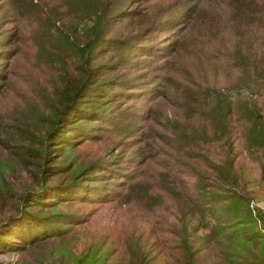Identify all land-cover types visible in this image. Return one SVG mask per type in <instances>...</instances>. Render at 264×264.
Listing matches in <instances>:
<instances>
[{
	"label": "rangeland",
	"instance_id": "rangeland-1",
	"mask_svg": "<svg viewBox=\"0 0 264 264\" xmlns=\"http://www.w3.org/2000/svg\"><path fill=\"white\" fill-rule=\"evenodd\" d=\"M184 1L188 0H153V4L162 6L156 15L153 14L155 19L160 18L162 23L156 25L158 20L154 21L155 30L144 37L149 40L147 45L139 48L141 52L129 53V59L120 63V67L131 65V70L121 73L120 70L116 71V68L120 67L115 65L109 67L112 71L104 73L108 69L102 68V74H106L105 76L119 73L126 77H135L130 85L132 93L121 97L118 103L131 98L127 102L129 112L138 117L131 122L137 125L142 122V127H149L147 143L142 145L143 139L139 136L135 141H127L124 146L118 147L121 144L118 141L122 132L120 129L114 130V126L123 121L117 117L112 120L113 126L112 122L104 123L110 121L96 122L100 126L97 134L87 140L81 139L74 148L54 149L51 156L54 157L55 163L73 159L76 163H84L83 165L103 157L104 153L123 152L120 170L130 171L133 163L129 162L128 158L134 154V149L142 145V150L136 157L144 160L133 170L134 178L124 191H121L119 199L101 203L90 195L84 201L74 200L68 204H57V209L77 214L85 223L71 226L63 238L48 241L47 246H41V252L45 249L44 253L54 252L43 264H75V257L89 261L95 254V248L99 247L110 250L104 264H184L181 248L174 245L178 237L166 230L172 224H177L176 218L181 219V210L186 208V202L175 203L171 197L172 193L159 200L157 185L147 182L161 177L158 171L163 170L172 175L166 179L173 180V185L181 178L178 176L181 174L185 176L187 184L193 182L196 170H209V163L204 162L201 155H194L193 151L213 150L216 145L206 136L207 129L199 127V122L188 123L178 106L180 100L175 88L182 89L185 83L201 85L214 82L217 86L223 85V94L233 106L244 103L254 109L263 108L260 115L264 112V95L256 97L243 87H235V73H229L225 68L226 61L221 54L223 42L209 37L212 23L205 25L199 37L204 36V40L194 42L193 38H190L189 41L188 37L194 34L198 23L209 18L210 13L219 15L217 10L223 8L220 4L223 5L224 0H198V5L202 7L191 18L180 14L178 4ZM143 4L147 6V0H132L129 6L135 5L134 10L137 11L142 9ZM204 7L205 10H202ZM160 12L166 13L160 16ZM34 13L36 11L29 12L26 14L27 18L20 19L15 15L12 6L0 23V50H9L8 54L0 52V70H3L0 77V163L7 160L9 165L0 173V222L13 214L20 205L18 195L23 188L26 191L35 188L30 175L35 171V167L32 164L26 169L23 167L30 153L20 145L37 148L35 140H38L49 126L43 118L50 116V106L57 93L79 80V67L76 60L69 56L71 51L68 54H63V51L61 54L52 53L51 62L48 51L52 50V47L48 40L58 33L70 34L74 27L80 29V25L64 19H59L52 25L47 18L54 17L53 14L49 13L47 16L40 13L38 21L30 17ZM136 20L127 17L123 25L117 27V33L125 36L130 29L135 31L133 26ZM179 22L181 23L175 27ZM76 32L75 30V35ZM108 50L105 49L107 53L94 63L112 60L111 56L116 57L118 54ZM54 107L56 108V105ZM28 160L31 161V158ZM236 163V187L248 200L247 208L255 218L252 226L260 235L261 244L264 246L261 233L264 224L257 218V213L264 215V151L243 150ZM115 176L117 178L118 175ZM52 179L56 177L50 180ZM135 182L141 186L138 193L131 187ZM118 185L119 183L112 188L119 190ZM210 204L214 211H218L226 203ZM231 208L237 213L240 211L235 201ZM206 216L209 222L203 223V226L196 216L185 218L187 241L192 247L200 245V251L192 257L198 259L195 264H218L217 247L220 246V238L212 237L211 228H214L213 224L216 223L212 215ZM231 221L233 220H228ZM206 238L209 242L203 245L202 241ZM249 248L259 258L263 257L262 260L258 259L259 264H263L264 253H261L258 246L249 243ZM38 251L36 247L33 250L24 247L14 251L1 248L0 264H13L21 260L37 264L33 261L32 254ZM60 257L62 261H59Z\"/></svg>",
	"mask_w": 264,
	"mask_h": 264
},
{
	"label": "trees",
	"instance_id": "trees-1",
	"mask_svg": "<svg viewBox=\"0 0 264 264\" xmlns=\"http://www.w3.org/2000/svg\"><path fill=\"white\" fill-rule=\"evenodd\" d=\"M130 1L132 0H0V23L7 10L13 6L15 15L20 19L27 18V13L36 11L30 17L38 21L40 13L47 16L51 13L55 18L48 16L47 19L52 25L59 19L74 21L80 25V29L74 27L70 34L58 33L48 40L52 47V50L48 51L51 62L52 53L61 54L63 51V54H68L71 51L69 56L76 60L79 67V80L57 93L50 106V116L42 117L49 126L41 137L35 140L37 148L20 145L30 153L31 161L34 160L31 162L27 157L23 167L26 169L31 164L35 167V171L30 174L35 188L27 191L23 188L18 195L20 205L18 204L13 214L0 222V249L14 251L29 247L33 250L36 247L39 251L32 254L33 261L43 264L54 252L44 253L46 249L41 252V246H47L48 241L63 238L71 226L85 223L77 214L57 209V204H68L74 200L84 201L90 195L101 203L119 199L121 191H124L134 178L133 170L144 160L136 155L141 152L142 145L147 143L149 127H142V122L138 125L131 122L138 119L133 112H129L127 102L131 98L118 103L121 97L132 93L130 85L135 77H126L119 73L114 76L102 74V68L108 69L104 73L112 71L109 67H120V63L129 59V53L141 52L139 48L147 45L149 41L144 37L155 30L154 21L158 20L156 25L162 23L160 18L155 19L153 16L162 6L153 4V0H147V6L143 4L141 10L135 11L136 4L130 7ZM178 5L180 14L188 18L195 12L198 13L202 7L198 5V0H188ZM222 6L221 10H217L219 15L210 13L209 18L198 23L194 34L186 37L189 41L193 38L194 42L204 40V36L199 37L205 25L212 23L209 37L223 42L221 54L226 61L225 68L229 73H235V87H243L256 97L264 95V0H224L223 5L220 4V7ZM202 10H205V7ZM165 13L162 12L160 16ZM127 17L137 19L133 26L136 29H130L123 36L117 33V27L122 26ZM105 49L118 54L116 57L111 56L112 60L106 61L110 63H94L107 53ZM0 52L8 54L9 50ZM64 56L66 58V55ZM61 59L63 60L62 55ZM219 63L223 65L221 61ZM130 67L131 65L116 68V71L128 72ZM2 71L0 70V77ZM222 88L223 85L217 86L214 82L201 85L185 83L182 89L175 88L180 100L178 106L188 123L199 122V127L207 129L206 136L216 145L213 150L193 151L194 155H201L204 162L209 163V170H196L195 180L189 184L181 174L178 175L181 178L173 185V180L166 179L172 177L166 170L158 171L161 177L147 182L157 185L159 200L172 193L171 197L175 203L186 202V208L181 210V219L176 218L177 224H172L166 230L178 237L174 245L181 248L184 264H195L198 259L192 257L201 249L200 245L192 247L187 241V216L190 219L196 216L203 226V223L209 222L206 215H212L216 223L213 224L214 228H211L212 237L220 238V246L217 247L218 264H259L258 259H263L249 248V243H254L261 253H264L260 235L252 226L255 218L247 208L248 200L236 187L238 172L234 166L237 165L236 159L243 150L264 151V112L260 115L263 108L254 109L244 103L233 106L224 96ZM262 100L264 101V97ZM119 114L120 116H117ZM117 117L123 121L114 126V130L120 129L122 132L118 141L121 144L118 147L124 146L127 141H135L139 136L143 139L142 145L134 149V154L128 158L129 162L133 163L130 171L120 170L123 152L104 153L103 157L86 165L76 163L73 159L54 162V149L74 148L81 139L87 140L97 134L100 126L96 122L110 121L104 122L110 124ZM161 157L163 158L162 155ZM6 167H9L7 160L0 163V173ZM115 175H118L117 178ZM52 177L56 179L50 180ZM92 177L97 178L90 179ZM117 183L119 190L112 188ZM131 187L138 193L141 186L135 182ZM175 189L178 190L173 192ZM233 201L238 204V213L231 208ZM210 202L226 204L214 211ZM257 218L264 224L262 213H257ZM230 219L233 221L228 222ZM208 242L206 238L202 244ZM60 253L62 254L61 251ZM109 254V249L99 247L95 248V254L89 261L80 257H75L74 261L75 264H104ZM62 260L60 257L59 261ZM13 264L30 263L21 260Z\"/></svg>",
	"mask_w": 264,
	"mask_h": 264
},
{
	"label": "built area",
	"instance_id": "built-area-1",
	"mask_svg": "<svg viewBox=\"0 0 264 264\" xmlns=\"http://www.w3.org/2000/svg\"><path fill=\"white\" fill-rule=\"evenodd\" d=\"M250 208H252V207H250ZM261 233H262V239H263V242H264V230H262Z\"/></svg>",
	"mask_w": 264,
	"mask_h": 264
}]
</instances>
